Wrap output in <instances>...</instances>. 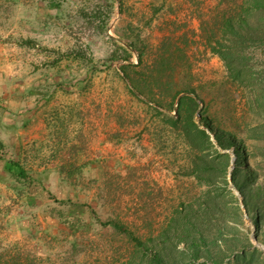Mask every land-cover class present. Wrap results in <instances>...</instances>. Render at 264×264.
<instances>
[{"label":"rangeland","instance_id":"374dc122","mask_svg":"<svg viewBox=\"0 0 264 264\" xmlns=\"http://www.w3.org/2000/svg\"><path fill=\"white\" fill-rule=\"evenodd\" d=\"M240 3L0 0V264H136V240L182 260L186 225L264 264V39L241 79L212 50Z\"/></svg>","mask_w":264,"mask_h":264},{"label":"trees","instance_id":"16d2710c","mask_svg":"<svg viewBox=\"0 0 264 264\" xmlns=\"http://www.w3.org/2000/svg\"><path fill=\"white\" fill-rule=\"evenodd\" d=\"M239 6L238 13L224 17L223 27L226 35H223L222 38H225L228 42L217 39L215 45L212 46L213 52L223 60V65L228 68L230 75L235 79H241L242 75H247L248 67L245 64L250 60V56L245 52V48L248 47L247 44H259L264 39V0H241ZM254 15L257 20L256 24L250 20ZM259 33H261V38L255 36ZM217 140L220 145L225 146L220 137H217ZM225 140L228 144L233 143L230 138H225ZM235 153L237 162L231 173V179L243 195V204L249 208L252 206L251 202H253L252 190L249 189L251 186L249 176H254L255 172L244 173L241 178L240 172H243L244 169H240L239 163L247 153H244L238 147L235 148ZM2 171L18 180L28 179L27 183L29 181L25 169L13 158L3 159ZM257 187L259 188V186ZM206 202L209 205L211 204L210 200ZM255 209V222L259 227L264 222V214L257 204H255ZM187 221V224H191L190 219ZM114 226L119 227L116 223ZM195 229L194 225H186L177 234L185 243L180 251L184 255L182 260L174 259L170 255L166 257L162 254L161 249L150 247L144 242L136 240L140 252V261L136 264H224L225 252L218 244L221 231L218 230V234L214 235L211 241H208L203 233L197 232ZM259 255L260 251L256 247L243 249L242 252L234 255L232 260L227 261V264H250Z\"/></svg>","mask_w":264,"mask_h":264},{"label":"crops","instance_id":"0c3cea01","mask_svg":"<svg viewBox=\"0 0 264 264\" xmlns=\"http://www.w3.org/2000/svg\"><path fill=\"white\" fill-rule=\"evenodd\" d=\"M31 132H32V134H31V141L32 142H35V143H39V141H40L39 132L40 131L38 129H36V130L31 129ZM77 151L80 152V149H78Z\"/></svg>","mask_w":264,"mask_h":264}]
</instances>
